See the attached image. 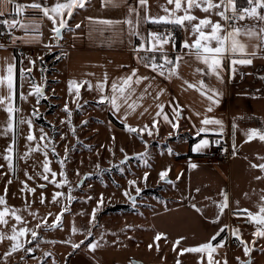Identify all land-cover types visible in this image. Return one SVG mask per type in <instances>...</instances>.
<instances>
[{
    "label": "rangeland",
    "instance_id": "374dc122",
    "mask_svg": "<svg viewBox=\"0 0 264 264\" xmlns=\"http://www.w3.org/2000/svg\"><path fill=\"white\" fill-rule=\"evenodd\" d=\"M44 20L42 37L44 42H49L53 36L52 25L47 18ZM53 40L51 50L46 49L43 53L39 51L37 44L23 43L28 47H37L38 54L29 55L26 61L22 62V67H32L33 70L25 76L23 81L20 79V85L23 83L20 92L22 91L27 99H20L18 108L21 111L16 116L17 119L31 118L38 142L41 145L48 144V147L47 149L41 147L39 151H36L37 141L26 140L28 126L19 125L16 129V143L13 150L15 172L8 169L7 161L4 159V156L8 154L6 149L12 144L13 134L12 132L3 134L8 117L5 110H0V166H3L0 167V196L5 195L7 187L6 204L0 205V210L4 207H8L9 210H20L17 214L21 215L24 225L31 229L37 223L42 224L44 220L51 224L61 208L66 204L68 208L62 218L63 227L41 228L38 230L40 235L36 240H31L29 233L26 239L31 240V245H25V247L31 246L35 248V251L26 253L21 249L20 254L32 258V264H38V262L53 264V261L56 264H84V261L86 264H134L133 260L143 264H178V262L179 264H201L202 256L206 261L205 255L182 253V247L168 240L163 241L161 238L156 241L158 232L150 224V213L157 209L156 206L161 207L171 203L181 198L186 191V184L183 182L184 172L178 171L176 158L173 156L182 151V153L189 151L185 125H180L178 130L172 129L171 126L159 125L158 135L152 137L144 135L143 139L147 141V145L136 134L128 133L126 127L115 126L110 122L104 104L101 105L98 101L84 96L82 89L80 96L76 97L74 92L69 91L64 72H55V66L64 47L60 44L59 47H55L57 41ZM49 55L51 57L48 59ZM30 60L36 61L34 67L29 63ZM56 77L60 80L55 79ZM33 83L43 88L45 93L39 99V103L34 95H29L30 86ZM66 103L72 112L71 121L76 128L75 136L67 123V115L63 111ZM34 108L38 110V115H32ZM40 128L48 134V139L39 141ZM170 132L173 133L171 136H169ZM62 136L66 139H61ZM29 145L33 151L25 160L23 157L28 152ZM53 145L55 153L52 151ZM121 149L124 151L121 152ZM169 149L172 151L169 152ZM45 151L51 161V170L58 174L55 178L57 183L64 179L59 176L61 168L57 161L65 160L63 170L66 172L68 182L62 188H57L56 184L52 183L51 173L48 174V180L42 178ZM145 151L148 153L147 163L138 155ZM125 156L128 158L125 159ZM121 161L124 162L121 163ZM168 168H170L169 179L173 182L171 184L159 179V173ZM144 172L150 174L146 183L142 180ZM133 179L137 180V185L142 189L139 194L135 192V186L128 184V181ZM39 185L45 187L42 189ZM25 186L28 189L35 188V193L25 190ZM69 189L73 197L70 202L66 200ZM125 190H128L129 196L123 195ZM56 191L65 194L58 198V204L52 203V196ZM41 192L45 197L44 203L40 202ZM101 193H103L104 202L102 205H97ZM130 196L136 197L135 206L129 199ZM117 204H124L128 208L108 210ZM93 209H96L94 223L97 226L93 228L94 235L85 240L83 229L89 226ZM5 219L8 223L0 224V231L7 235H11L12 226L15 225L17 228L21 226L17 224L10 212ZM73 221L80 230L75 234L71 232ZM247 231L249 230L245 232ZM252 233L243 236V239L251 242ZM81 240H85V243L78 249H73L71 243H65V241L79 243ZM92 240L98 241L100 245L95 250L87 246ZM48 241H55V243ZM249 247H252L249 256L244 255L243 246L240 245L235 247L236 253L233 259L228 249L221 251L222 256L214 255L213 258L215 260L219 256L216 261H220L221 264L225 260L227 264H240V261L264 264V257L261 255L263 247H259L258 242L254 247L249 243ZM9 248L10 242L5 238L0 243V253L4 255ZM45 253L52 255L48 256ZM19 256V254L15 255L16 260ZM12 260L14 257L0 264H9Z\"/></svg>",
    "mask_w": 264,
    "mask_h": 264
},
{
    "label": "crops",
    "instance_id": "0c3cea01",
    "mask_svg": "<svg viewBox=\"0 0 264 264\" xmlns=\"http://www.w3.org/2000/svg\"><path fill=\"white\" fill-rule=\"evenodd\" d=\"M16 2L30 4L33 0H16ZM55 2L56 0H48L50 5ZM215 2L219 3V0H215ZM148 4L149 12L153 15L157 13L164 15L163 8L160 7L161 5L169 9L174 7V5H168L167 0H148ZM128 6L139 7L138 0H127V6H121L119 8L110 6L102 7V0H90L84 9L75 10L73 18L69 21L71 30H62V39L59 44L64 47V51L55 66V72H64L67 83L70 80H77L78 82L83 80L91 81L93 90H88L87 85L81 89L84 96L95 101L99 100L100 95L95 90V84L103 80L105 73L108 75V83L105 89L106 94H110L111 92L112 81L124 76L130 68L139 67L141 74L155 76L152 88L149 89L151 94L144 93L142 98H140L141 93H143L147 82H142L140 85H133L136 91L128 102L132 103L136 101L137 108L135 111L129 110L125 115L127 105L122 104L120 113H117L115 110H110V105L105 103L106 113L108 115L111 113L116 119L124 123L125 126L126 124L133 127L144 124L150 125L155 113L158 111V102L165 104V110L168 111L171 118V111L168 104L171 100L173 103H178L182 111L179 120L181 121L180 125H185L188 133L186 143L189 144V150L192 151L194 144L205 135L211 141V144L210 147L201 152L192 151L193 153L204 155L183 156L189 151H185L186 153H182V151L178 155H173L176 158L178 171L184 172L185 180L183 182L186 184V191L181 198L171 203H166L161 207L156 206L155 208L157 209L150 213V224H152V227L158 234H161L163 241L168 240L182 248L193 247L201 242L208 241L210 237L223 227L224 231L221 235L224 232L226 233L221 240H224L225 244L214 255L222 256L221 251L228 249L229 255L233 259L236 253L235 247L240 246L241 243L235 236L231 235V230L233 228H239L242 237L255 231L254 224L245 226L236 225L234 222L236 219L247 218L246 213L241 211L243 209H247L253 213L257 212L258 205L262 203L260 199L261 195L264 194V179H255L257 176H264V172H261L258 167L253 168L251 166L253 164L264 163V160L259 159V157H264V142L259 139L247 141L244 135L247 129L264 127V49L262 45L261 49L255 47L259 43L257 39L242 36V41L248 46L247 51L249 53L255 51L257 55L252 57L253 64L251 66H237V72L234 77L231 75V65L229 63L224 71L225 82L223 84L218 83L215 77L208 76L204 73L198 74L196 68L203 67V65L199 64L192 56L186 57L180 63L176 75L169 78L166 73L165 77H160L155 73H151L150 69L146 70L143 66L138 65L137 54L133 46L139 40L128 35L127 25L123 26L122 36H113L111 32H104L103 35L93 33L91 37L89 36L88 17L123 20L128 16ZM11 8L12 6L8 5L4 8V11L11 13ZM214 12L215 10L208 15H210L213 21H216L219 17ZM193 14L199 18L205 16L199 9H195ZM261 14H264V12ZM13 18L22 19L25 22L29 19H36L40 22L39 32L30 33V35L36 36V40L31 42V44H37L41 53L46 50L45 45H53V36L49 42L43 41L42 32L45 18L41 19L39 13L34 12L32 9H26L20 17L6 14L3 19L11 20ZM132 18L133 20L135 19L134 14ZM238 23L241 26L256 28L257 31L259 30L258 25L264 24V22L247 18ZM76 24H80L78 29L75 27ZM163 27L142 22L140 32L141 35H146L148 31H158ZM179 29L180 42L182 44L185 38V32L181 28ZM13 33L16 37L25 35L24 31L18 28L14 29ZM189 35H191L190 32ZM16 43L23 44L29 42L17 40ZM0 45H3V47H0V68L5 66L4 58L6 57H15L16 66H19V68L22 67V62L26 61V58H20L14 46L6 44L2 38H0ZM178 45L180 46V44ZM177 49L173 50V58L178 54ZM55 79L60 80L58 77ZM201 79L206 84L219 88L222 93L219 97V104L213 107L211 113H207L209 104L207 97L201 95L198 90V81ZM190 84L195 85V87H189ZM160 89L164 91L159 97V101H157L155 96L156 92ZM3 94L7 95L6 86ZM19 103L20 76L18 103L15 98V106L17 108ZM1 109L4 110V106L0 105ZM197 112L201 114V117L207 114L223 120L225 125L223 134L219 135L214 132L202 133L193 143H190V139L197 136L196 130L200 126L199 121L201 117L195 115ZM141 113H144V115L141 116ZM233 120H235L237 125V131L235 133L236 154L225 161H212L207 153L217 137L226 138L233 142ZM110 122L112 123V121ZM193 125L196 127H193ZM160 126L169 127L170 125L163 123L161 118ZM190 164H195L196 167H190ZM178 171H176L177 175ZM174 177L176 178L175 175ZM196 189H199V191L197 192ZM222 193H227L230 208L225 209L224 213L217 219L215 215L217 212L216 205L223 199ZM237 202L239 203L237 204ZM193 204H195V208L192 206ZM197 209L201 211H197ZM246 230L249 231L245 232ZM177 241H179L178 244L176 243ZM213 243L215 244L214 241ZM258 246L263 247L261 255L264 257V238L258 241ZM16 254L20 255L17 260L15 258ZM192 254L198 255V253ZM202 255L207 257L206 253ZM78 256L80 255L78 254ZM12 257H14V260L9 264H18L20 262L32 264V258L20 254V250L14 253V255L12 254L10 257H7V259ZM4 260V255L0 253V263ZM72 260L73 255L71 262ZM84 264H86V261H84Z\"/></svg>",
    "mask_w": 264,
    "mask_h": 264
},
{
    "label": "snow or ice",
    "instance_id": "6c2138e0",
    "mask_svg": "<svg viewBox=\"0 0 264 264\" xmlns=\"http://www.w3.org/2000/svg\"><path fill=\"white\" fill-rule=\"evenodd\" d=\"M90 0H56L54 4H49L48 0H33L30 4H20L16 0H0V18L4 17L6 14L13 15L14 17H20L26 9H32L34 12H37L41 15V19L47 18L52 27L51 32L53 33L54 39L57 41L55 47H59V41L62 38V30L68 29L71 30L69 21L73 18L75 10L84 9ZM247 6L238 8L237 0H219V3H216L215 0H167L168 5H174L173 8L169 9L166 6H160L163 8L164 15L160 14H151L149 12L148 0H138L139 7L128 6V16L123 20H114L107 18H93L88 17L89 23V36L91 37L93 33H99L103 35L104 32H111L113 36H122L123 35V26L127 25L128 35L130 37L137 38L139 43L134 44V51L137 54L138 65L143 66L146 70L150 69L151 73H155L160 77L167 76L170 78L173 75L177 74L180 63L188 56L194 57V59L202 64L203 67H197L196 72L198 74L204 73L208 76L215 77L218 83L223 84L224 80V71L228 67V64L231 65V75L234 77L237 72V66H251L253 64L252 57H255L257 53L254 51L249 53L247 51V44L244 43L241 39L242 36H247L248 38H255L259 41L255 47L261 49V45L264 44V24L258 25V31L256 28L241 26L238 22L244 21L247 19H254L258 22H264V0H246ZM8 5H11V13H6L4 8ZM114 7L119 8L121 6H127V0H102V7ZM195 9H199L205 14L203 18H199L193 14ZM215 10L214 14L219 17L216 21H213L208 15L210 12ZM143 13V14H142ZM182 13V14H181ZM135 15L133 20L132 16ZM151 23L158 26H172L173 28L179 27L185 32V38L182 42V46L187 51L184 53L176 54L173 58V50L177 49L179 45L175 43V35L172 31H148L146 35H141L140 27L141 23ZM0 24L6 25L9 32H12L14 29H21L24 31L25 35L22 37L12 36L11 43L15 44L17 40L24 42H33L36 40L35 35H30V33H38L40 29V22L36 19H29L26 22L22 19L13 18L0 19ZM75 27L78 29L80 24H76ZM189 32L191 35H189ZM131 42V41H130ZM3 47V45H0ZM53 45H45V48L49 51ZM143 53V55H141ZM159 54V56H157ZM5 66L0 68V105L4 106V110L7 113V122L6 127L4 128V133L7 135L8 132H12V144L6 149L7 155L4 156V159L7 161L8 169H11L13 172L16 171L13 164V150L16 143V129L19 125L28 126V134L26 140L28 142L37 141L36 151H39L41 147L47 149L48 144L41 145L38 140L35 132L33 131V121L31 118H19L17 119L16 114L21 111V109L15 106L16 98V73L17 66L15 63V57H6ZM33 67L35 66L36 61L30 60L29 62ZM32 67H20L19 76L21 81L24 80L25 76L32 72ZM92 75V74H89ZM155 76L143 75L139 72V67L130 68L128 72L119 77L117 80H113L111 83V92L106 94V86L108 83V75L104 74L103 80L98 81L95 84V90L100 94L98 103L103 105L107 103L110 105V110H115V112L120 113L122 104L127 105V111H135L137 108L136 101L129 103V99L135 93L136 89L133 85H140L142 82H147V85L144 88L141 97L144 93L151 94L149 89L152 88L153 81ZM187 83V82H186ZM199 91L201 95L207 97L209 101L207 107V113L213 111V107L219 104V97L222 95L219 88L213 87L209 84H206L203 79L198 81ZM87 85L88 90H93V84L91 81L83 80H70L68 82V87L70 92H74L76 97H79L81 94V88ZM6 86L7 95H4V88ZM21 89L23 88V83L20 85ZM31 91L29 95H34L39 103V99L45 95L43 88L38 84H31ZM189 87H195V85H189ZM163 89H160L156 92L155 99L159 101V97L163 93ZM20 99L25 100L27 97L24 93L20 92ZM171 118L168 111L165 110L164 103H157L158 111L155 113L154 118L151 121V124H144L142 126H130L126 124V129L128 133H134L140 137V139L147 145L144 135L146 134L149 137L159 134V125L161 123V118L163 123L169 124L172 129L178 130L180 127L179 117L182 115L180 106L178 103H173L171 100L168 102ZM80 107V105H77ZM63 111L67 115V123L71 128L72 134L76 135V128L72 125L71 115L72 112L69 109L68 104L64 105ZM147 111V109H145ZM32 115H38V110L34 108ZM144 113H141L143 116ZM196 116L201 117L199 112L195 113ZM190 119V117H189ZM62 123L64 121H61ZM86 123V122H85ZM199 127L196 130V135L201 136L202 133L207 134L209 132L218 133L222 135L224 132V122L223 120L216 118L215 116H210L204 114L200 121ZM193 127H196L193 125ZM237 131V125L235 120L232 122V136H233V145H235V133ZM39 141H44L48 139V134L44 131L43 128L39 129ZM173 133H169L171 136ZM247 138V141H252L254 139H259L264 142V127L262 128H250L247 129L244 133ZM61 139H66L65 136H62ZM114 139V137H113ZM217 144L220 143L219 139L215 141ZM211 141L205 135L197 143L194 144L192 151L201 152L208 147H210ZM33 151L31 145H29L28 152L24 154V159L27 160L28 154ZM53 153H55V146L52 147ZM67 153V149L65 150ZM124 150L121 149V152ZM172 150L169 149V152ZM140 159L147 163V151L138 154ZM45 159L42 163L43 176L44 180L49 179V173H51L52 183L56 184L57 188H62L68 181L66 172L63 170L65 166V160H59L61 171L59 176L64 177V179L57 183L56 176L57 172L52 171L50 168L51 161L48 159L47 151L44 152ZM128 157L125 156V159ZM260 160H264V157H259ZM124 161H121L123 163ZM253 168H259L261 172H264V163L253 164ZM3 167V166H0ZM99 167V165H97ZM190 167L195 168V164H190ZM170 168L162 170L159 173V179L166 183H173L169 179ZM27 175V172L25 173ZM38 175H40L38 173ZM149 173L144 172L142 180L146 183L149 178ZM31 179V177H29ZM179 179V177H177ZM257 180L264 179V176L255 177ZM11 183V181H9ZM129 186H135V192L139 194L142 189L137 185V180H129ZM40 188H44V185H39ZM25 190L31 191L33 194L36 189H28L25 186ZM198 192L199 189H196ZM7 194V187L5 188V195L0 196V205H5L6 200L5 196ZM65 195L61 191H56L52 196V203L58 204V198ZM123 195L129 196L128 190H125ZM223 199L216 205L217 212L216 217L219 219L225 209L230 208L229 197L227 193H222ZM73 199L71 195V189L66 196V200L70 202ZM91 199V197H88ZM133 206L136 203V197L130 196ZM261 201L258 205V211L253 213L247 209L241 210L243 213H246L247 221L255 225V231L252 233L253 240L251 242L243 239L240 229L233 228L231 230V235L235 236L243 246V252L245 256H249L252 252V247H249V243L254 247L258 242V239L264 238V194L261 195ZM40 202H45V197L43 192H41ZM104 202L103 193L100 194L99 199L97 200V205H102ZM239 202H237L238 204ZM195 208V204L192 205ZM18 209L9 210L8 207H4L0 210V224L7 225L8 221L5 219L6 215L11 214L14 217L17 224L21 226L17 228L15 225L11 228V235H7L3 231H0V243L4 241L5 238L10 242L9 251L4 253L5 260L7 257H10L13 253L18 252L23 249L26 253H32L35 251V248L25 245H31V240L38 239L40 233L39 229H51V228H61L63 227L62 218L65 212L68 211L67 204L61 208L60 212L56 214L53 218L51 224L44 220L43 223H37L34 228H28L24 225L21 215H18ZM197 211H201L197 209ZM35 215V214H33ZM52 215V213H48ZM96 220V209L92 210L90 214L89 226L83 229L85 235V240L88 237L94 235L93 228L97 225L94 223ZM80 231L75 226V222H72L71 232L73 234ZM224 231V228L221 227L210 239L206 242H201L193 247L183 248V252H191L198 254H207L206 261L203 256L201 257V264H221L220 261L214 260V253H217L218 249L224 247L225 241L221 240L218 243H213L216 241L217 237L221 235ZM31 234V240L26 239L28 234ZM161 239V234H157L155 237L156 241ZM85 240H81L79 243H74L71 241H65V243H71L73 249L80 248L81 245L85 243ZM49 243H55V241H48ZM177 244L179 241L176 242ZM88 248L95 250L99 247V242L92 240L88 243ZM38 247V245H37ZM152 247V245H149ZM45 255L51 256V253H45ZM237 260L240 261V258L237 257ZM39 264V262H38ZM53 264H56L53 261ZM179 264V262H178ZM223 264H227L225 260ZM240 264H250L249 261H240Z\"/></svg>",
    "mask_w": 264,
    "mask_h": 264
},
{
    "label": "built area",
    "instance_id": "2783aa9c",
    "mask_svg": "<svg viewBox=\"0 0 264 264\" xmlns=\"http://www.w3.org/2000/svg\"><path fill=\"white\" fill-rule=\"evenodd\" d=\"M246 5H240L238 8L246 7ZM172 31L175 35V43L178 45L180 44L179 48L177 49V53H184L187 50L183 48L181 42H180V29L179 27L173 28L172 26H167V28L163 27L162 29H159L158 31ZM14 35L13 31L9 32L7 29V26L4 25L2 28L0 27V38H2L6 44H11L14 46L15 51L20 56V58H27V56H36L38 54L37 47L32 46L28 47L25 44L22 43H11V38ZM139 43V42H138ZM262 48L264 49V44H262ZM220 143L217 144L214 142V144L211 146L210 150L208 151L207 155L212 161H225L233 157L236 152V146L233 145V142H231L229 139L219 137L218 138ZM236 225H245L249 226L252 225L251 222L247 221V218L244 219H236L234 222Z\"/></svg>",
    "mask_w": 264,
    "mask_h": 264
},
{
    "label": "trees",
    "instance_id": "16d2710c",
    "mask_svg": "<svg viewBox=\"0 0 264 264\" xmlns=\"http://www.w3.org/2000/svg\"><path fill=\"white\" fill-rule=\"evenodd\" d=\"M237 2L240 4V5H246V0H237ZM239 5V6H240ZM4 17L0 18V19H3ZM4 25L3 24H0V27L2 28ZM19 56V55H18ZM20 57V56H19ZM18 57V58H19ZM51 57V55L48 56V59ZM20 59V58H19ZM19 61V60H18ZM16 100H17V103L19 101V66L17 67V91H16ZM109 119L110 121H112V123L114 125H116L117 127L119 128H125V124L120 122L118 119H116L111 113H109ZM39 121H41L40 119H38ZM215 137V136H214ZM198 138V136L196 137H192L190 139V143H193L194 140H196ZM218 139V137H217ZM216 139V140H217ZM192 155H204V154H197V153H193L191 150H189V152H187L186 154H184L183 156H192ZM128 207L124 204H117V205H114V206H111L110 208H108V210H120V209H127ZM225 233L224 232L221 236H219L216 241H214L215 243H217L219 240H221L224 236H225Z\"/></svg>",
    "mask_w": 264,
    "mask_h": 264
},
{
    "label": "water",
    "instance_id": "95a60500",
    "mask_svg": "<svg viewBox=\"0 0 264 264\" xmlns=\"http://www.w3.org/2000/svg\"><path fill=\"white\" fill-rule=\"evenodd\" d=\"M134 264H143L142 262L138 261V260H133Z\"/></svg>",
    "mask_w": 264,
    "mask_h": 264
}]
</instances>
